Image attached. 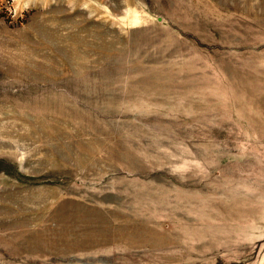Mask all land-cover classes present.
<instances>
[{
    "label": "rangeland",
    "instance_id": "rangeland-1",
    "mask_svg": "<svg viewBox=\"0 0 264 264\" xmlns=\"http://www.w3.org/2000/svg\"><path fill=\"white\" fill-rule=\"evenodd\" d=\"M0 264H264V0H0Z\"/></svg>",
    "mask_w": 264,
    "mask_h": 264
}]
</instances>
